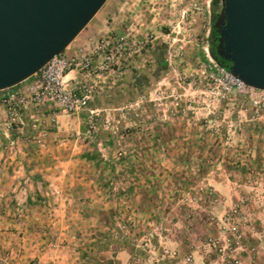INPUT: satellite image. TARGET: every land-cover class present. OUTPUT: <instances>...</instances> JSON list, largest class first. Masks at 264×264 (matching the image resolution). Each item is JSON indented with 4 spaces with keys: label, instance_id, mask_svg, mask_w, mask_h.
I'll use <instances>...</instances> for the list:
<instances>
[{
    "label": "rangeland",
    "instance_id": "1",
    "mask_svg": "<svg viewBox=\"0 0 264 264\" xmlns=\"http://www.w3.org/2000/svg\"><path fill=\"white\" fill-rule=\"evenodd\" d=\"M220 8L221 0L104 2L76 40L121 36L126 49L98 78L75 69L77 82L95 83L86 106L52 103L47 114L45 102L23 111H32L24 134L20 118L10 134L1 130L0 173L29 180L0 197V264H264V90L221 96L209 44ZM174 120L208 149V178L160 182L168 196L143 202L128 190L136 182L120 177L122 162L137 146L164 159ZM177 186L183 192L172 195ZM175 240L192 242L185 251Z\"/></svg>",
    "mask_w": 264,
    "mask_h": 264
},
{
    "label": "water",
    "instance_id": "2",
    "mask_svg": "<svg viewBox=\"0 0 264 264\" xmlns=\"http://www.w3.org/2000/svg\"><path fill=\"white\" fill-rule=\"evenodd\" d=\"M105 1L0 0V90L62 52ZM212 27L216 56L246 85L264 90V0H221Z\"/></svg>",
    "mask_w": 264,
    "mask_h": 264
},
{
    "label": "crops",
    "instance_id": "3",
    "mask_svg": "<svg viewBox=\"0 0 264 264\" xmlns=\"http://www.w3.org/2000/svg\"><path fill=\"white\" fill-rule=\"evenodd\" d=\"M110 9L111 8H109L108 10L110 11ZM93 17L87 23V25L92 21ZM108 28L109 30L114 29V31L116 32H121L126 29L125 28L124 30H121L122 26L119 27L117 25H109ZM78 35L63 50L66 55L68 56L72 55L79 48V46H82L85 42H87V40L91 39L92 37V35L88 32L87 34H85L84 36L76 40ZM193 48L194 47L192 45H189L187 47V49H193ZM65 78L68 80V83H70L71 85L75 84V82L77 81V71L75 69L70 70L66 74ZM33 79H34V76L31 75L30 77L26 78L25 80L19 82L18 84L8 89L0 90V95L9 90H17V89L24 90V87L25 86L27 87V85L30 84ZM99 95L98 97L96 96V99H95L96 101L98 99H105L104 101L107 100V97H105L104 94L100 96ZM46 103L49 104V106L48 107L44 106V110L46 111L47 114H50L51 111H54V109L50 107L52 105V102H46ZM31 112L32 111L30 109L28 111L21 113L20 123H22L23 126L20 127V131H22V134L25 133L24 132L25 129L27 130L29 128V127H25V123L28 124ZM57 114H58L57 115L58 118H63L64 114L60 112ZM3 115H4V107L0 103V119L1 118L3 119L4 117ZM179 124H180L179 120H174L173 124H171L170 132H172L171 133L172 135H170V139L172 141L167 142L168 140L166 141L162 139L163 145L160 146L161 147L160 150L162 152H165L163 153L164 159L162 157H158L155 155L153 157L147 158L146 157L147 147L141 146V148H139V146H137L139 151L137 150L136 152H138L139 155H137L136 158H133V157H131L130 159L127 158V160L122 162V168H121V172L119 175L124 180L136 182L137 185L133 188V190L135 191V194H137L136 196L138 195L142 196L144 192H148L149 195L147 196H151L150 194H155L156 197L157 195L159 196L163 195V197H167L168 192L162 191L160 189L156 191L155 189L157 186L161 185L160 182H164V181L187 182V181H195L198 178L200 179L202 177L205 180H207L208 173L205 172L207 175L205 176V173H203L202 171H204L203 170L204 165H207V162H209V160L206 159L208 158L206 156L208 149L204 152L203 146H197L193 141L188 142L187 138L185 137V134L188 133V131L190 130H188V128L186 127V124L183 125L184 126L183 128L180 127ZM1 128L2 126H0V135H1ZM164 141H165V144H164ZM206 146L207 145H205V147ZM155 147L157 148V150H159L158 149L159 144H157ZM190 150L193 152L188 153ZM195 153L197 154L199 153V155L197 156ZM193 154H195V156H193ZM107 161H108L107 168H109V170L113 169L114 167L113 163L115 161L113 160V162L111 163L109 162V159ZM12 164H13L12 160H7L8 169L9 167H11L10 165ZM147 170H149V172ZM13 171L14 170L12 169V172L0 173V197L1 196L10 197L12 195L15 196L17 193L18 187H19L18 189L19 192H21L22 189L24 188V186H21V187L19 186L21 182L25 183L27 182V180H29V177H27L25 173L20 175V174H16ZM110 176L107 175V177H110ZM112 178H115V176L114 177L112 176ZM212 185H215V189H219V188L223 189L222 188L223 181L222 183L216 181ZM181 187H184V186H181ZM181 187L177 186L176 188H174L172 195L174 193L176 195H181V192H183L181 190L182 189ZM170 191L172 190L170 189ZM160 192L162 194H160ZM191 242H192L191 240H179V241L175 240L173 244L178 245L182 248V250L187 251L188 248L191 246ZM120 253L122 254V251H120Z\"/></svg>",
    "mask_w": 264,
    "mask_h": 264
},
{
    "label": "built area",
    "instance_id": "4",
    "mask_svg": "<svg viewBox=\"0 0 264 264\" xmlns=\"http://www.w3.org/2000/svg\"><path fill=\"white\" fill-rule=\"evenodd\" d=\"M125 49L126 42L120 36L113 40L102 38L94 44L90 40L87 46L79 47L70 56L64 51L54 55L33 74L34 79L27 85L26 90H9L0 95V103L5 108L2 132L5 135L10 134L15 129L21 113L31 106L52 102L67 111L85 107L95 83L87 84L80 80L72 86L65 78L66 74L76 69L84 78H98L113 70ZM214 65L216 67L214 79L222 85V97L232 89L246 91L248 88H254L235 77L225 66L216 61ZM232 229L236 231L235 226H232Z\"/></svg>",
    "mask_w": 264,
    "mask_h": 264
},
{
    "label": "trees",
    "instance_id": "5",
    "mask_svg": "<svg viewBox=\"0 0 264 264\" xmlns=\"http://www.w3.org/2000/svg\"><path fill=\"white\" fill-rule=\"evenodd\" d=\"M212 22H213V20H212ZM211 31H213V27H211ZM213 38H214V35H213ZM209 44H210V53L213 55L214 60L216 62H218L220 65L225 66L226 68H228L229 62L223 60L221 57L216 56V54H215V51H214V48H213L214 44H213L212 35H209ZM109 162L110 163L113 162V159L111 157L109 158ZM132 189H133L132 187H128V190H132ZM147 195H149L148 192H144L143 195L141 196V201L142 200H143V202L145 200L150 201V200H153V198L156 197L155 194H150L151 196H147Z\"/></svg>",
    "mask_w": 264,
    "mask_h": 264
},
{
    "label": "flooded vegetation",
    "instance_id": "6",
    "mask_svg": "<svg viewBox=\"0 0 264 264\" xmlns=\"http://www.w3.org/2000/svg\"><path fill=\"white\" fill-rule=\"evenodd\" d=\"M213 18H214V16H213ZM213 18H212V20H213ZM210 35H212L213 44L215 45L216 40H217V33H216L215 28H213V31L210 32ZM213 35H214V38H213ZM214 45H213V47H214Z\"/></svg>",
    "mask_w": 264,
    "mask_h": 264
}]
</instances>
